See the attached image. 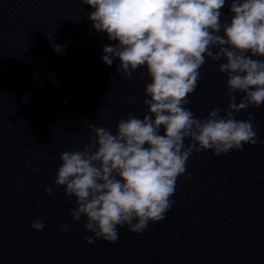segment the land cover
Here are the masks:
<instances>
[{"label": "clouds", "instance_id": "obj_1", "mask_svg": "<svg viewBox=\"0 0 264 264\" xmlns=\"http://www.w3.org/2000/svg\"><path fill=\"white\" fill-rule=\"evenodd\" d=\"M83 3L94 9L88 17L93 28L118 41L104 46L103 62L111 66L118 58L117 72L126 77L146 67L151 79L144 89L150 99L143 100L148 114L119 120L115 134L89 124L91 142L59 157L54 185L63 187L66 197L75 198L71 219L86 217L88 232L114 243L118 226L141 234L149 221L164 220L177 178L185 173L193 152L211 149L220 155L259 142L254 117L237 120L234 113L264 104V60L252 58L264 57V0H232L230 23L220 20L225 0ZM51 46L57 53L62 51L61 45ZM206 56L226 60L219 64V72L228 77L229 104L200 119L185 106L198 86ZM234 93L242 94L238 104ZM45 191L51 195L54 187ZM30 227L42 231L43 220ZM68 228L65 224L61 231ZM85 240L93 243L92 237Z\"/></svg>", "mask_w": 264, "mask_h": 264}]
</instances>
